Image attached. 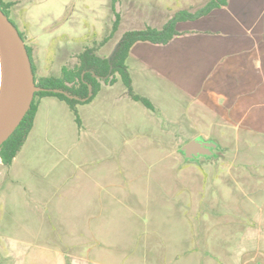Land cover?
Here are the masks:
<instances>
[{
    "label": "rangeland",
    "instance_id": "374dc122",
    "mask_svg": "<svg viewBox=\"0 0 264 264\" xmlns=\"http://www.w3.org/2000/svg\"><path fill=\"white\" fill-rule=\"evenodd\" d=\"M17 1L10 18L32 47L37 79L75 67L88 46L100 49L114 21L112 0ZM209 1L119 0L121 34L141 27L143 19L156 21L162 8L170 7L173 16ZM117 39L100 53L110 56ZM1 77L0 63V85ZM43 109L21 165L15 164L23 186L11 185L10 167L0 161V264H13L16 253L17 264H43L39 249L53 246L72 255L70 264H157L158 222L176 237V205L216 201L233 213L242 200L264 202V141L254 138L253 128L234 129L212 112L197 111L192 120L178 114L175 121L156 112V125L148 112L131 106L127 129L102 119L81 137L70 110ZM196 138L218 144L212 156L184 157L181 148ZM241 168L246 173L235 171ZM239 180L247 193L237 191ZM186 187L196 190L195 201L185 197ZM201 187L206 191L198 192Z\"/></svg>",
    "mask_w": 264,
    "mask_h": 264
},
{
    "label": "crops",
    "instance_id": "0c3cea01",
    "mask_svg": "<svg viewBox=\"0 0 264 264\" xmlns=\"http://www.w3.org/2000/svg\"><path fill=\"white\" fill-rule=\"evenodd\" d=\"M9 1L17 6V0ZM167 9H161L163 13H159L156 21L145 22L143 19L141 27L131 30H142L148 26L162 29L177 14L174 12L171 16L170 7ZM120 15L118 32L102 46L106 47L118 36L111 55L127 32L121 34L124 16ZM177 29L180 35L167 45L136 44L127 60L135 92L148 98L155 109L150 110L131 99L120 79L114 85L104 84L91 103L79 106L81 137L102 119L116 120L121 131L127 129L125 125L130 124L128 109L132 106L148 112L156 125L159 119L156 112L162 113L165 120L172 121L179 120L174 119L178 114L192 120L195 111L201 114L212 112L217 120L230 122L234 129L257 130L254 138L264 141V135H261L264 134V0H229L227 7L214 10L196 21L181 22ZM101 48L98 51L100 56H111L102 55ZM45 104L70 110L65 102L56 98L42 99L34 127L9 168V176L14 183L11 185L23 186L15 172V164L21 165L19 158L44 114ZM261 167H257V171ZM244 169L235 171L243 174L246 173ZM255 176L248 181H255ZM239 181L237 191L247 193L246 186ZM202 188L197 191H206ZM214 188V191H223L219 190L221 187ZM183 191L187 199L195 201V189L186 187ZM199 201L189 202L187 207L176 205L174 210L181 214L180 217L173 215L176 221L172 222L179 229L176 237L158 222L157 264H264V202L242 200L233 213H227L216 201L209 203L206 200L204 205ZM64 234V239H67V233ZM76 235L69 234L68 239L77 238ZM53 248L39 249L45 255L43 264H70L67 256L71 257V254H63ZM17 260L16 253L13 264H17Z\"/></svg>",
    "mask_w": 264,
    "mask_h": 264
},
{
    "label": "trees",
    "instance_id": "16d2710c",
    "mask_svg": "<svg viewBox=\"0 0 264 264\" xmlns=\"http://www.w3.org/2000/svg\"><path fill=\"white\" fill-rule=\"evenodd\" d=\"M119 0H112V11L114 22L110 34L103 40L101 46L108 43L118 32L121 15L117 11ZM229 0H210L203 8L196 12L182 10L172 17L162 29L152 28L150 26L142 30H131L124 33L117 44L116 49L110 57L99 55L98 47L88 46L77 56V64L71 68L63 66L61 76L42 77L35 81L38 87L46 91H40L35 94V99L28 114L25 116L19 127L9 137V139L0 147V161L5 167H10L19 153L22 151L29 134L31 133L40 103L38 99L53 97L65 102L73 115L79 128H82V120L79 113V106L91 103L101 91L103 85H114L119 79L127 89V94L136 102L142 103L150 110H154L153 103L146 97L137 94L133 88L131 75L129 72L127 60L132 48L138 43H151L154 45H167L176 36L180 35L177 26L181 22L196 21L208 16L214 10L227 7ZM14 2L0 0V9L10 19V13ZM13 23V22H12ZM20 35H23L20 32ZM29 56L32 61L33 71L36 75V67L33 60L32 49L27 46ZM90 87L93 95L89 97ZM54 90H62L75 97L71 99L66 94L55 93Z\"/></svg>",
    "mask_w": 264,
    "mask_h": 264
},
{
    "label": "water",
    "instance_id": "95a60500",
    "mask_svg": "<svg viewBox=\"0 0 264 264\" xmlns=\"http://www.w3.org/2000/svg\"><path fill=\"white\" fill-rule=\"evenodd\" d=\"M0 53L2 56L0 85L1 147L30 111L35 94L46 90L37 86L27 45L17 27L1 9ZM54 92L66 94L71 99L75 98L62 90H54ZM92 95V88L90 87L89 97ZM217 147L218 144L214 141L196 138L186 143L181 148V152L186 159L193 160L199 156H212L213 150Z\"/></svg>",
    "mask_w": 264,
    "mask_h": 264
},
{
    "label": "bare ground",
    "instance_id": "6f19581e",
    "mask_svg": "<svg viewBox=\"0 0 264 264\" xmlns=\"http://www.w3.org/2000/svg\"><path fill=\"white\" fill-rule=\"evenodd\" d=\"M0 55H1V53H0ZM0 63H1V65H2V56H0Z\"/></svg>",
    "mask_w": 264,
    "mask_h": 264
}]
</instances>
